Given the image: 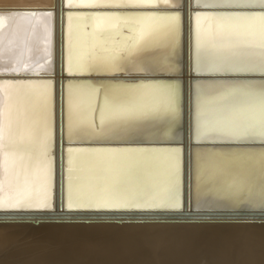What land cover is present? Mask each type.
<instances>
[{"label":"snow or ice","instance_id":"6c2138e0","mask_svg":"<svg viewBox=\"0 0 264 264\" xmlns=\"http://www.w3.org/2000/svg\"><path fill=\"white\" fill-rule=\"evenodd\" d=\"M163 2L167 11L159 14L151 10L158 9L161 0H66L68 8L105 10L88 17L68 14L64 71L69 77L100 80L99 83L68 82L62 99L66 103L69 141L78 131L87 129L97 142L135 144L154 139L174 142L182 130L179 83L125 82L145 78L132 76L133 72L155 76L181 71L178 47L183 5L173 4L171 0ZM258 2L264 5V0ZM247 6L244 0H196L195 9L215 11L197 15L195 19L189 71L200 79L190 92L189 126L194 140L203 145L211 143L215 147L258 139L262 148L259 158L264 164V16L248 17L224 11ZM52 15L25 10L0 15V67L5 66L7 59L9 65L15 61L10 73L50 71L52 33L47 22ZM86 18L91 21L92 31L85 42L74 22L78 26ZM40 23L45 24L43 34ZM21 40L24 47L20 46ZM160 46L171 49L163 60L141 58L146 50ZM257 48L258 55L252 51ZM208 78L221 82L201 83ZM49 84L50 81L21 80L0 84V210L6 213L54 210L53 93L52 89L49 92L42 87ZM209 89L216 93L212 98L207 95ZM97 111L99 125L90 118ZM161 131L162 136L158 137ZM255 155L197 151L196 196L202 191H214L219 200L234 201L243 193L245 179L251 191V171L247 178L241 177L236 165L243 159H254ZM161 160L166 164V194L159 200L144 199L141 193L159 178L156 166ZM179 160V150L156 152L126 147L85 151L69 147L66 208L70 212L179 209ZM260 200L264 205V175Z\"/></svg>","mask_w":264,"mask_h":264},{"label":"bare ground","instance_id":"6f19581e","mask_svg":"<svg viewBox=\"0 0 264 264\" xmlns=\"http://www.w3.org/2000/svg\"><path fill=\"white\" fill-rule=\"evenodd\" d=\"M171 3L180 2L171 0ZM12 4L53 6L54 2L53 0H0L1 7ZM160 4L166 6L163 0ZM68 14L62 17V33L59 31L60 21L57 33L58 39L62 36L64 50L62 75L59 76L61 79L74 78L69 77L64 71L68 47ZM74 15L87 17L84 14ZM47 23L51 27V21ZM90 25L91 21L87 18L78 26L74 22V28H79L82 41H87V34L92 31ZM44 27L45 24L40 23L41 34ZM124 35L128 33L125 32ZM20 46L24 47L23 40ZM31 46L34 47L35 44ZM39 47L42 53L43 41L40 42ZM180 47L179 41L178 56H180ZM170 50L168 46L148 49L141 58L163 60ZM18 54L19 50H17ZM25 55H28L27 48ZM4 63L5 66L0 67V70L7 71L15 66V61L9 65L6 59ZM149 74L151 73H131L132 76L138 77L150 76ZM66 86L67 84L65 89ZM42 87L49 91L48 85ZM207 95L212 98L216 93L209 89ZM90 118L99 125L98 111L92 113ZM65 123L67 124V119ZM66 124L64 135L66 141L95 140L88 134L87 129H84L78 131L69 141ZM158 133L162 134V131ZM178 136L179 134L174 140ZM252 161L260 164V167L257 164L260 168L257 170L259 177L262 178L264 164L259 154H256L254 159L239 161L236 165L237 174L247 178L250 169L243 167H246L247 163L250 165ZM165 168L166 164L161 160L156 166L159 178L141 193L144 199L159 200L165 196L167 188L164 179ZM238 171L244 172L241 174ZM242 188L243 193L234 198V201H221L214 191H202L198 197L199 203H212L215 194L220 204L259 202L260 185L252 184V190L249 191V184L245 179ZM134 215L136 213L133 211L118 213L112 210L106 213L58 210L47 213L0 211V264H264V217L251 218L246 215L157 219Z\"/></svg>","mask_w":264,"mask_h":264},{"label":"water","instance_id":"95a60500","mask_svg":"<svg viewBox=\"0 0 264 264\" xmlns=\"http://www.w3.org/2000/svg\"><path fill=\"white\" fill-rule=\"evenodd\" d=\"M53 6L42 5L39 8H28L23 5H7L4 7L0 6V15L3 14H14L19 11H37V12H51V67L50 71L43 72L38 71L36 73H27L23 71L21 73H10V70H0V83L15 82L17 80L21 81H50L49 92L53 93V111H54V138H53V170H52V205L54 210L69 211L66 208V188H67V149L69 147L75 149H82L93 151L96 149H110V148H144L148 150H153L156 152H166L172 150H179L180 160H179V171L177 179L180 185L181 192V204L179 209H168V208H153V209H128V210H112L122 213L125 211H133L136 213L134 216H143L144 218H157L164 219L169 218H192L199 216H250L251 218H263L264 217V205L260 202H245L243 204H212L200 202L199 198L195 194V153L197 151H230V152H240V153H254L259 154L262 151L260 142L258 139L255 142L249 141L245 143H230L216 145L215 147L208 143L206 145L197 143L191 132H190V111L192 107V98L190 92L197 82L199 77H195L189 71L190 63V44L193 41V30L195 27V19L197 15L212 14L215 10L213 9H195L194 5L196 0H179L183 5L181 10V35H180V50L179 58L181 61V71L178 74H155V76L149 74L150 76H143L144 79H128L125 82L140 84V83H171L178 82L181 87V131L179 136L176 137L174 142H162L158 140H152L151 142L135 143V144H122L115 142H97L96 140H83L77 142H68L65 139V121H66V107L65 100L62 99L65 96V85L68 84L70 80H78L84 83H99V78L93 80L86 77H74V78H63L59 76L62 75L64 50H63V40L62 36L58 39V24L60 21V33H62V17L67 13L74 14H84L90 16L93 13L105 11L102 9H87V8H68L66 7V0H53ZM247 7H237L226 9L224 11L231 14H238L242 16L255 17L264 16V5L259 4L258 0H244ZM40 5V4H39ZM254 5V6H252ZM151 11H156L159 14H163L167 11V7L160 4L158 9H153ZM49 21V23H50ZM59 40V42H58ZM257 55L260 50L253 49ZM110 79V78H109ZM104 82H108L105 80ZM221 81H217L214 78L202 79L201 83L207 85H213ZM231 82V81H227ZM256 82H259V76H256ZM62 108L64 109L62 113ZM63 127V134H62ZM157 136H162V134H157ZM159 161L158 163H160ZM256 165V167L252 166ZM245 169H250L252 176V184L260 185L261 177H259V172H257V163L253 161L250 165L247 163ZM256 168V169H254ZM243 173L244 171H238ZM244 177V175H241ZM260 179V180H259ZM191 187V195H190ZM2 211V210H0ZM97 212L95 210H78L77 212ZM4 212V211H2ZM39 212V211H30ZM50 212V211H47ZM43 212V213H47ZM109 211H100L99 213H106ZM111 212V211H110ZM27 213V212H26ZM98 213V212H97ZM117 213V212H116ZM46 215V214H44Z\"/></svg>","mask_w":264,"mask_h":264},{"label":"rangeland","instance_id":"374dc122","mask_svg":"<svg viewBox=\"0 0 264 264\" xmlns=\"http://www.w3.org/2000/svg\"><path fill=\"white\" fill-rule=\"evenodd\" d=\"M211 90V89H210ZM254 163H257V164H259L258 162H255L254 161ZM254 165V164H253ZM259 167H260V164L258 165ZM254 167H256V165L254 166ZM258 167V168H259ZM257 168V169H258ZM260 169V168H259ZM264 169V168H263ZM258 171V170H257ZM259 172V171H258ZM213 202H212V204H220V202H218V200H217V196H216V194H215V196H214V199L212 200ZM257 202V201H256ZM260 202V201H259ZM220 205H223V204H220ZM27 213H29V212H27Z\"/></svg>","mask_w":264,"mask_h":264}]
</instances>
